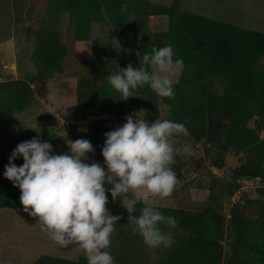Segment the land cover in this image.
Wrapping results in <instances>:
<instances>
[{
  "label": "trees",
  "instance_id": "trees-1",
  "mask_svg": "<svg viewBox=\"0 0 264 264\" xmlns=\"http://www.w3.org/2000/svg\"><path fill=\"white\" fill-rule=\"evenodd\" d=\"M129 1L53 0L43 12L56 16L68 14L74 23L73 29L64 36L41 23L29 27V35L36 39L33 61L37 77L32 83L17 79L0 84V209H24L20 189L4 176L5 166L17 145L38 137L51 143L54 153L58 154L57 146L62 140L60 135L48 130L41 133L30 130L19 138L3 137V134L10 130L14 113L25 111L34 96L42 99L48 96L49 80L56 73H64L66 62L74 60L77 43L88 40L96 23L106 33H113L119 42L122 57L117 73L129 64L136 69L137 59L141 67L145 53L150 54L152 47L159 49L166 45L173 47L174 59H182L181 66L190 73L173 84L174 98L161 97L144 85L136 90L137 96L120 100L121 95L108 80L111 64L101 61L93 65L91 77L82 80L76 89L78 108L88 110L99 103L103 111L122 116L134 112L136 107L144 110L145 121L154 122L159 117L161 101L169 107L167 120L184 124L190 133L188 137L238 157L232 179L225 182L229 195L242 188V179L259 182L264 193V138L253 125L256 121L264 122V33L182 11L177 3L171 7L155 5L152 15L168 17L169 29L146 35L137 48L128 37L130 18L124 7ZM218 83L224 87L222 94L214 91ZM114 130L96 122L87 134L71 132L67 139H86L93 146H99L102 153L105 133ZM14 163L22 166L23 157ZM182 170H175L177 179ZM107 195L110 213L123 217L116 225L128 223L127 210L117 211L111 193ZM217 200V203L209 200L203 209L194 210L154 206L165 217L175 218V227L185 232L183 236H172L174 243L164 249L159 264H264V201L228 202L227 214L222 207L226 196ZM143 206L135 204L137 215ZM159 227L164 232L171 226ZM50 261L87 264L82 250L77 261ZM114 261L115 264H147L139 260Z\"/></svg>",
  "mask_w": 264,
  "mask_h": 264
},
{
  "label": "rangeland",
  "instance_id": "rangeland-1",
  "mask_svg": "<svg viewBox=\"0 0 264 264\" xmlns=\"http://www.w3.org/2000/svg\"><path fill=\"white\" fill-rule=\"evenodd\" d=\"M52 1L0 0V84L17 79L32 83L37 77L33 61L36 39L29 35V27L39 26L41 23L64 36L73 29L74 23L68 14L56 16L43 12V8ZM174 3H177L182 11L247 29H254L255 22L264 16V0H130L124 10L130 18L128 37L137 48L146 35L166 32L169 29V18L153 16V6L171 7ZM139 52L140 50L138 56ZM121 57L122 51L115 35L106 33L98 23L93 24L88 40L77 43L74 60L66 62L64 73H56L49 80L48 96L45 99L34 96L25 111L14 113L11 128L3 137L19 138L30 130L35 133L48 130L62 137L57 146L58 154L69 153L67 136L72 132V122L82 128L86 118L84 116L89 112L78 108V85L82 80L91 77L93 65L101 61L111 64V75L117 74ZM139 68L137 59L136 69ZM189 73V70L180 66L177 75L173 77V84ZM214 91L222 94L224 87L218 83ZM93 109H101V105L96 103ZM133 111L136 116L144 115V110L139 108L135 107ZM72 116L76 119L69 120ZM168 116L169 107L160 101L157 120H167ZM145 122L151 124L155 121ZM85 123L88 124V121ZM253 125L260 136L264 135V122L256 121ZM172 140L180 150L175 158L173 170L176 173L175 170L183 169L181 177L177 179L172 196L163 200L152 198L153 205L187 210L203 209L209 200L219 199L223 195L226 196L227 202L232 204L236 196L229 195L225 182L232 179L238 157L213 149L206 142H195L188 136H174ZM93 147L94 153L84 162L104 165L101 148ZM240 184L245 188L241 202L251 199L264 201L263 188L259 182L242 179ZM193 197L196 201H192ZM137 203L140 202H134ZM114 206L119 212L125 210L119 198L114 202ZM115 228L110 247L114 259H125L124 262L139 260L147 264L160 263L165 247L148 248L142 236L134 230L135 226L129 222L116 225ZM164 233L171 236L185 235L183 230L176 227H168ZM80 251L76 245L61 247L56 244L42 230L38 218L30 216L24 209H0V264H53L50 259L77 261Z\"/></svg>",
  "mask_w": 264,
  "mask_h": 264
},
{
  "label": "clouds",
  "instance_id": "clouds-1",
  "mask_svg": "<svg viewBox=\"0 0 264 264\" xmlns=\"http://www.w3.org/2000/svg\"><path fill=\"white\" fill-rule=\"evenodd\" d=\"M174 56L171 45L152 47L150 54L143 55L139 69L129 64L110 75L109 83L121 95L120 100L137 96L136 90L144 85L161 97L174 98L173 77L183 64ZM134 116L105 133L104 165L84 162L94 153L86 139L69 140L70 152L55 154L51 143L34 137L19 143L5 166V178L21 191L24 211L38 218L56 244L78 246L87 264H115L111 238L123 217L110 213L108 192L113 202L120 199L129 213L128 222L148 248H170L174 243L159 225L175 227L177 221L155 210L152 198L172 196L178 182L173 165L180 151L172 137L190 133L182 123L157 120L149 124ZM19 157H23L22 166L14 163ZM134 202L144 205L139 215Z\"/></svg>",
  "mask_w": 264,
  "mask_h": 264
},
{
  "label": "built area",
  "instance_id": "built-area-1",
  "mask_svg": "<svg viewBox=\"0 0 264 264\" xmlns=\"http://www.w3.org/2000/svg\"><path fill=\"white\" fill-rule=\"evenodd\" d=\"M89 111L87 113V116H84L86 117L84 122H83V127L82 128H79L76 126L75 123L72 122V124L74 126H72V132H79V133H84V134H87L89 131H90V128L91 126L96 123V122H102V125L105 127H111L113 129H117L118 127H122L123 124H125L127 122V117L129 115H134L133 112H128L127 114L125 115H122V116H119L115 113H112V112H106V111H103L102 109H89L87 110ZM134 118H142V116H134ZM76 118L75 117H71L69 120H75ZM144 120V119H143ZM88 121V124H86L85 122ZM245 188H241L238 192H236L234 194V196H236L233 201L234 202H237V201H240L241 199V195H242V192L244 191Z\"/></svg>",
  "mask_w": 264,
  "mask_h": 264
},
{
  "label": "crops",
  "instance_id": "crops-1",
  "mask_svg": "<svg viewBox=\"0 0 264 264\" xmlns=\"http://www.w3.org/2000/svg\"><path fill=\"white\" fill-rule=\"evenodd\" d=\"M256 27L254 28V29H251V30H254V31H258V32H260V33H264V16H262V18L261 19H258L256 22H255V24H254ZM180 137H182L183 135H179ZM261 138H264V135H261ZM212 201H214L215 203H217L219 200H217V199H211ZM192 201H196V198H192ZM228 202H227V199L225 200V205H222V207H223V209H224V211H225V213H227L228 212V209H227V204ZM229 206V208H230V205H228Z\"/></svg>",
  "mask_w": 264,
  "mask_h": 264
}]
</instances>
